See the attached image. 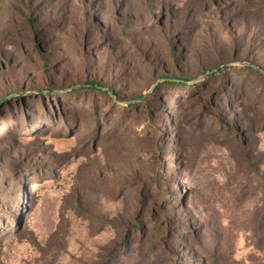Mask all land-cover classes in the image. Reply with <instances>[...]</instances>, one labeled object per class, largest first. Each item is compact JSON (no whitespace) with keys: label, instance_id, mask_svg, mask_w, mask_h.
<instances>
[{"label":"rangeland","instance_id":"1","mask_svg":"<svg viewBox=\"0 0 264 264\" xmlns=\"http://www.w3.org/2000/svg\"><path fill=\"white\" fill-rule=\"evenodd\" d=\"M0 264H264V0H0Z\"/></svg>","mask_w":264,"mask_h":264},{"label":"trees","instance_id":"2","mask_svg":"<svg viewBox=\"0 0 264 264\" xmlns=\"http://www.w3.org/2000/svg\"><path fill=\"white\" fill-rule=\"evenodd\" d=\"M218 73H214V75L212 76V77H215L217 74H224V73H226V71L227 70H231L230 69V66H226V65H221L220 67H218ZM245 70H247V71H258L256 68H254L253 66H251V65H247V67L245 68ZM168 81V80H167ZM89 90L90 91H100V92H102L104 95H110V91H108V90H105L103 87H100V86H98V85H96V84H94V83H91V84H89ZM151 103H148V105H150Z\"/></svg>","mask_w":264,"mask_h":264}]
</instances>
